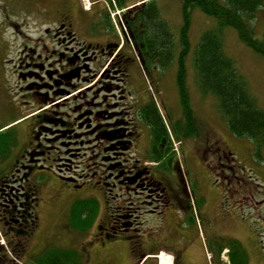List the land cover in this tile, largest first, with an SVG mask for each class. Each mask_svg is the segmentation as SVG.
<instances>
[{"label":"flooded vegetation","instance_id":"af4514ba","mask_svg":"<svg viewBox=\"0 0 264 264\" xmlns=\"http://www.w3.org/2000/svg\"><path fill=\"white\" fill-rule=\"evenodd\" d=\"M106 3L73 0L58 19L46 18L36 38L26 37L33 47L23 46L13 71L21 100L0 105L1 260L56 255L50 236H71L64 211L82 201L96 202L97 217L88 231H75L72 249L61 248L77 247L81 257L93 229L90 243L120 235L141 241L150 213L178 208L194 229L199 196L185 153L202 140L191 136L202 122L191 96L186 113L179 92L181 49L178 99L171 100L169 86L155 77L161 58L154 60L151 34L136 21L138 7L124 13L120 36ZM10 112L18 115L13 121ZM209 140L205 153L213 150ZM58 195L68 205L57 203ZM82 196L89 199L74 200Z\"/></svg>","mask_w":264,"mask_h":264},{"label":"rangeland","instance_id":"374dc122","mask_svg":"<svg viewBox=\"0 0 264 264\" xmlns=\"http://www.w3.org/2000/svg\"><path fill=\"white\" fill-rule=\"evenodd\" d=\"M71 1L73 0H0V105L4 100L14 102L22 97L20 91L23 85L18 83L13 71L24 54L23 46L33 47V44L26 43L28 40L26 37L36 38L46 18L58 19L59 11ZM132 1L135 0H129V2ZM219 1L223 3L225 0ZM156 2L161 18L166 21L173 35L176 48L180 50L181 0H157ZM216 25V19L204 15L201 11L196 10L193 13L189 33L191 52L187 60V81L191 90V98L201 114L202 125L198 131L202 140H195L193 148L186 151L185 156L191 159V174L195 178L198 196L202 195L206 203L204 237L209 252H213V264H228L229 253L224 250L218 254L217 251L224 247L230 249L229 243L232 241L241 243L249 264H264V149L256 155L251 140L235 136L228 128L218 108L216 97L212 94L203 95L198 90L195 80L192 63L195 47L201 35ZM250 26L253 29L254 38L264 43V5L258 9L256 19L250 22ZM223 37L227 56L236 62L237 69L247 80L250 93L264 109V56L245 45L233 28H226ZM176 64L175 60L165 72L159 69L155 71V77L163 79L169 86L171 100L178 99ZM13 116L15 120L18 115L16 112L8 114L11 121H13ZM209 136L213 150L212 153H205L206 143L204 141ZM76 199L89 198H75L74 200ZM58 202L68 205L67 199L61 195L57 196ZM94 203L97 207L96 202ZM61 213L60 211L58 218L63 215ZM66 213L63 220L69 221L68 231L71 236L66 233V237L61 240L60 231L52 234L48 242L52 244L55 252H64L65 250L61 248L65 245L70 249L76 245L75 233L77 232L75 231L77 230L72 227L76 225L75 215H71L67 210L64 211V214ZM85 222L86 220L82 222L80 220L79 224ZM135 242L139 247L140 242L137 240ZM41 244L42 242H38L33 251L39 250ZM73 252L77 256L75 264H84L77 247ZM51 253L53 252L48 250L43 255L47 256ZM87 258L85 256V260ZM94 260L95 258L92 257L89 260L90 264H97ZM13 263L19 264L18 262ZM73 263L69 260L64 262V264Z\"/></svg>","mask_w":264,"mask_h":264},{"label":"trees","instance_id":"16d2710c","mask_svg":"<svg viewBox=\"0 0 264 264\" xmlns=\"http://www.w3.org/2000/svg\"><path fill=\"white\" fill-rule=\"evenodd\" d=\"M119 9H124L129 0H114ZM141 2L144 0H135ZM134 1V2H135ZM157 0H149L138 7L137 23H142L150 32L151 44L154 50V60L161 58L160 66L167 69L177 59V48L173 35L169 31L166 21L161 18ZM264 5V0H181L182 27L179 32L181 52L178 58L179 70L177 83L180 95L186 104V113H192L190 108V93L187 83V59L191 52L189 38L192 26V16L196 10L217 20V25L206 30L195 47L192 63L195 70V80L199 91L203 95L212 94L218 101V108L226 120L230 131L239 138H248L254 144L256 155L264 149V109L259 106L257 99L250 93L246 78L239 72L236 62L227 56L224 48V30L233 28L237 31L240 40L256 53L264 56V43H260L253 36L250 22L256 19L257 11ZM163 49L167 50L164 59ZM163 54V55H162ZM165 57V58H166ZM164 59V60H163ZM189 133L186 134L188 137ZM191 135H198L191 132ZM93 204V205H92ZM92 208V210H91ZM70 214L75 215L74 229L87 230L91 227L98 214V208L92 201L74 203ZM80 218V219H79ZM91 218V219H90ZM86 220L84 224L79 222ZM231 264H249L247 254L238 241L229 243ZM137 246L134 244L133 250ZM222 248L217 251L221 253ZM4 251V246H0ZM77 261L73 251L57 252V255H48L36 258L31 264H61L65 261ZM0 264H14L8 260H1Z\"/></svg>","mask_w":264,"mask_h":264},{"label":"crops","instance_id":"0c3cea01","mask_svg":"<svg viewBox=\"0 0 264 264\" xmlns=\"http://www.w3.org/2000/svg\"><path fill=\"white\" fill-rule=\"evenodd\" d=\"M201 212L206 225V204ZM95 232L94 229L85 239L84 264H90L92 257L97 264H158L156 255L160 253L173 256L174 264H208L197 228H190L186 215L178 208H172L167 216L152 218L148 228L143 230V246L137 247L136 251L133 250L134 241L122 235L90 243ZM85 256L88 257L86 260Z\"/></svg>","mask_w":264,"mask_h":264}]
</instances>
